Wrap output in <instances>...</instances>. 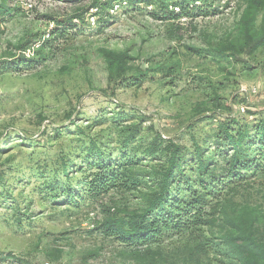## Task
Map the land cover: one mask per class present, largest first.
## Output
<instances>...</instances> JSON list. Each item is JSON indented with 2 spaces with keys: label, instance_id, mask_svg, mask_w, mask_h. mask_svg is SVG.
<instances>
[{
  "label": "rangeland",
  "instance_id": "374dc122",
  "mask_svg": "<svg viewBox=\"0 0 264 264\" xmlns=\"http://www.w3.org/2000/svg\"><path fill=\"white\" fill-rule=\"evenodd\" d=\"M179 1L111 0L112 17L98 22L88 1L78 11L89 7V13L52 38L49 15L65 22L74 8L61 0H10L12 12L0 16V264H232L216 247L232 221L246 213L264 220L262 170L221 190L208 210L212 224L147 248L127 247L102 235L104 209H142L151 178L93 205L83 193L87 186L79 185L95 171L86 154L90 141L105 161L129 154L132 172L144 175L157 165L142 153L153 135L192 150L220 121L264 118V49L220 60L210 52L234 35L245 0H215L214 16L162 18L178 13ZM103 49L133 57L122 80L110 78ZM163 58L177 63V73L149 71L140 82L149 61ZM135 125L139 134L125 144ZM211 143L206 148L213 150ZM64 163L72 168L63 188ZM55 183L58 193L48 190ZM68 187L75 203L67 200Z\"/></svg>",
  "mask_w": 264,
  "mask_h": 264
},
{
  "label": "trees",
  "instance_id": "16d2710c",
  "mask_svg": "<svg viewBox=\"0 0 264 264\" xmlns=\"http://www.w3.org/2000/svg\"><path fill=\"white\" fill-rule=\"evenodd\" d=\"M72 10L67 21L59 22L57 17L49 15L56 29L50 30L52 38L65 36L68 30L76 25L74 20H82L89 13V7L79 12L81 6L92 9L93 16L111 18L108 11L111 0H61ZM142 3L144 0H132ZM146 2H164V0H145ZM201 2V4H196ZM246 5L236 22L235 33L230 38L219 43L210 52L213 59L237 58L241 55L253 56L264 49V0H245ZM178 13L173 9L169 20L197 17H207L219 14V5L215 0H182L176 3ZM75 6H77L75 8ZM165 6H168L167 4ZM10 0H0V16L12 12ZM106 22V21H103ZM176 29L170 31L172 38L177 36ZM53 40V39H52ZM49 39L44 40L42 47L49 48ZM189 50L200 54L202 51ZM107 71L111 79L122 80L128 72L133 57L127 51L101 50ZM24 59V57H23ZM169 58H163L159 63L149 61L151 68L140 73L142 82L147 72H160L164 76L175 75L177 63H169ZM236 60V59H235ZM162 63V64H161ZM154 64V67H152ZM140 132V126H132L126 135L125 144H129ZM212 140L213 150L208 149L207 142ZM133 150V148H132ZM144 156L157 162L154 169L144 175H136L130 167L133 164L129 154L118 161L108 158L96 142L90 141L86 148L88 164L95 171H87L79 182L86 185L83 190L86 199L93 205L110 191H129L139 185H145V176L152 180L151 191L145 195V207L134 210H119L111 212L105 208V218L100 223L102 235L119 241L127 247L147 248L163 242L164 238L181 235L194 228L212 224L208 210L220 197L221 190L229 184L237 183L247 176L264 170V118L254 123L240 122L235 119L220 121L218 127L203 140V145L195 142L192 150L173 141L163 139L161 135H153L148 143L143 145ZM65 163L62 172L66 177L63 188L69 186L70 169ZM82 172V167L79 168ZM3 175L0 174V183ZM59 184L48 185V190L58 193ZM68 201L71 199L68 187ZM54 195L53 197H57ZM73 200V201H72ZM228 231L216 244L223 247L232 264H264V220L258 215L246 213L237 217L231 223ZM7 259L14 258L7 254Z\"/></svg>",
  "mask_w": 264,
  "mask_h": 264
}]
</instances>
